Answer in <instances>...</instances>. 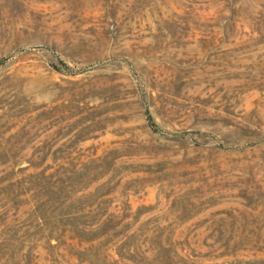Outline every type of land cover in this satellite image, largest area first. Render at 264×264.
I'll return each mask as SVG.
<instances>
[{
	"label": "rangeland",
	"instance_id": "obj_1",
	"mask_svg": "<svg viewBox=\"0 0 264 264\" xmlns=\"http://www.w3.org/2000/svg\"><path fill=\"white\" fill-rule=\"evenodd\" d=\"M0 264H264V0H0Z\"/></svg>",
	"mask_w": 264,
	"mask_h": 264
}]
</instances>
